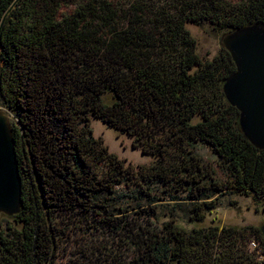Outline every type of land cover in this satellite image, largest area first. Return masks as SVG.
Returning a JSON list of instances; mask_svg holds the SVG:
<instances>
[{
  "label": "trees",
  "instance_id": "trees-1",
  "mask_svg": "<svg viewBox=\"0 0 264 264\" xmlns=\"http://www.w3.org/2000/svg\"><path fill=\"white\" fill-rule=\"evenodd\" d=\"M254 24H264V0H0V103L16 120L23 193L1 231L0 264L54 263L61 216L68 230L75 218L108 237L93 236L79 264H264L261 228L186 232L176 222L204 223L228 192L264 212V151L223 91L236 65L223 46L200 57L187 28L225 37ZM92 118L155 161L127 166L95 138Z\"/></svg>",
  "mask_w": 264,
  "mask_h": 264
},
{
  "label": "rangeland",
  "instance_id": "rangeland-1",
  "mask_svg": "<svg viewBox=\"0 0 264 264\" xmlns=\"http://www.w3.org/2000/svg\"><path fill=\"white\" fill-rule=\"evenodd\" d=\"M233 3L238 2V0H229ZM75 7H67L61 11V17L70 16ZM188 30L194 37L198 46V54L202 58L212 59L214 58L221 47L223 46V37L218 33L214 32L210 27H196L189 25ZM0 113L6 115L13 127L16 120L6 108H4L0 103ZM91 128L93 130L95 138H101L108 148L111 154L116 155L120 160L126 162L127 166H132L135 170L139 167L150 166L155 159L151 156L142 154L140 150H135L132 147V140L121 134L119 131L109 128L104 125L98 119H91ZM199 154L203 158V161L207 166L214 170L216 178L225 182L227 180V175L224 174L223 170L220 168V161L213 154V152L208 147H199ZM216 208L207 213L206 219L202 224L191 225L187 221L185 216H179L177 225L186 232H190L193 228H209V227H258L264 226V212L261 206L253 200L249 195H243L235 192H228L224 196H217ZM169 202L162 203V205H168ZM172 205L164 206L162 210L165 212L171 209ZM133 214V213H131ZM16 216L6 217L2 216L0 220V230H5L8 226L12 227L15 224ZM137 217V216H136ZM75 219V218H74ZM71 219V229H66L62 226L63 222L68 223V218L61 216L56 222L57 228L65 232V236L62 238L60 243V251L56 254V259L54 263L49 262V264H79L82 262L81 253L87 248V244L90 243L91 239L95 242V237H99L102 240L101 231L93 232L88 230L86 225H83L79 220ZM61 224H60V223ZM74 222V224H73ZM161 224L168 222V219L164 216L161 217ZM161 227V225H159ZM107 237V234H103ZM104 243L106 240L103 237ZM259 244H253L252 248H258Z\"/></svg>",
  "mask_w": 264,
  "mask_h": 264
},
{
  "label": "water",
  "instance_id": "water-1",
  "mask_svg": "<svg viewBox=\"0 0 264 264\" xmlns=\"http://www.w3.org/2000/svg\"><path fill=\"white\" fill-rule=\"evenodd\" d=\"M222 43L237 68L225 82L224 94L240 112L244 136L264 151V24L238 29L223 37ZM22 194L13 128L8 117L0 113V220L21 213ZM261 233L264 236V226Z\"/></svg>",
  "mask_w": 264,
  "mask_h": 264
}]
</instances>
